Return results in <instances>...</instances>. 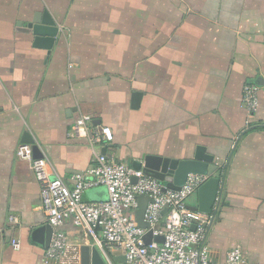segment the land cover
Wrapping results in <instances>:
<instances>
[{"label": "crops", "instance_id": "crops-1", "mask_svg": "<svg viewBox=\"0 0 264 264\" xmlns=\"http://www.w3.org/2000/svg\"><path fill=\"white\" fill-rule=\"evenodd\" d=\"M43 11L58 29L48 48L27 28ZM245 83L259 88L250 116ZM83 115L113 133L97 151L129 166L204 147L219 179L204 240L210 261L238 246L248 263L264 264V0H0V264H80L81 246L97 248L66 222L63 257H45L31 239L47 225L39 189L15 156L28 132L50 177L71 187L93 164L86 141L71 136ZM105 193L87 189L82 199ZM196 205L195 194L187 206ZM105 251L123 264L119 249Z\"/></svg>", "mask_w": 264, "mask_h": 264}, {"label": "built area", "instance_id": "built-area-1", "mask_svg": "<svg viewBox=\"0 0 264 264\" xmlns=\"http://www.w3.org/2000/svg\"><path fill=\"white\" fill-rule=\"evenodd\" d=\"M241 102L247 115L255 114L259 108V88L245 83ZM92 123L91 116L83 115L71 127V136L84 139L93 153L92 166L83 173L73 174L71 187L62 179L50 177L47 161L34 159L30 144L17 146L15 156L30 163L39 189L40 208L52 230L45 257L49 260L63 257L69 241L62 228L70 222L94 242L104 264H110L105 248L119 249L123 264H214L204 244L210 214L193 212L187 206L207 176L189 174L178 190L165 189L143 170H135L98 152L97 146L111 142L113 133L109 127L97 130ZM96 187L106 189L107 200L85 202L83 192ZM140 195L150 200L144 213V221L148 223L145 230L136 223ZM8 221L15 223L12 217ZM149 230L153 236H162L163 243L151 242L146 246L142 237ZM11 247L18 251L21 244L11 240ZM221 264L251 263L236 246L226 252Z\"/></svg>", "mask_w": 264, "mask_h": 264}, {"label": "water", "instance_id": "water-1", "mask_svg": "<svg viewBox=\"0 0 264 264\" xmlns=\"http://www.w3.org/2000/svg\"><path fill=\"white\" fill-rule=\"evenodd\" d=\"M27 28L31 31L32 35L36 37L35 46L37 47L43 46L48 48L52 40L55 39L58 34L55 22L46 11H43L40 15L39 13L35 14L31 22L28 23ZM21 143L31 145L34 159L43 158L40 155L39 147L28 132L22 135ZM131 167L135 170H143L147 176L163 184L165 189L171 190H178L184 184L189 174L207 176V180L197 190V205L189 207V209L193 212L204 214L212 213L219 190V179L214 176L218 167L214 164V157L207 154L204 147L197 146L190 159L178 160L145 155L140 160L132 161ZM133 182H135V179ZM106 200L107 193H105L102 201ZM137 201L138 207L135 211L136 223L139 228L145 230L148 228V223L144 221V213L150 200L146 196L140 195ZM191 229H194V226H192ZM51 233V227L47 224L35 228L32 232L31 239L46 249L50 241ZM142 239L146 246L150 245L151 242L158 244L163 243V237L153 236L151 230L147 231ZM80 264H104V260L97 248L81 246Z\"/></svg>", "mask_w": 264, "mask_h": 264}, {"label": "rangeland", "instance_id": "rangeland-1", "mask_svg": "<svg viewBox=\"0 0 264 264\" xmlns=\"http://www.w3.org/2000/svg\"><path fill=\"white\" fill-rule=\"evenodd\" d=\"M243 87V86H242Z\"/></svg>", "mask_w": 264, "mask_h": 264}]
</instances>
